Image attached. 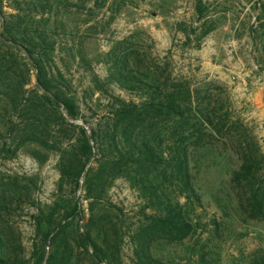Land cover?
Here are the masks:
<instances>
[{
	"label": "trees",
	"instance_id": "1",
	"mask_svg": "<svg viewBox=\"0 0 264 264\" xmlns=\"http://www.w3.org/2000/svg\"><path fill=\"white\" fill-rule=\"evenodd\" d=\"M68 1L0 0V155L35 143L59 152L60 173L56 199L34 206L33 178L0 171V264H123L125 237L132 264H182L155 254L196 230L191 214L200 199L189 172L190 151L207 143L205 135H231L234 126L187 81H174L169 73L164 82L152 77L132 49L110 52L107 62L111 80L139 99L110 97L91 124L50 55L51 35ZM103 4L75 0L73 7L90 5L91 11ZM31 75L34 83L25 88ZM230 137L239 161L231 175L238 205L248 218L264 221V153L245 133ZM65 138L70 143L64 146ZM121 176L147 201L148 211L142 209L136 221L107 197ZM28 204L35 209L29 253L14 219ZM196 263L211 264L202 254Z\"/></svg>",
	"mask_w": 264,
	"mask_h": 264
},
{
	"label": "rangeland",
	"instance_id": "2",
	"mask_svg": "<svg viewBox=\"0 0 264 264\" xmlns=\"http://www.w3.org/2000/svg\"><path fill=\"white\" fill-rule=\"evenodd\" d=\"M66 4L57 18V33L51 35L50 55L91 124L95 111L110 105V97L139 99L111 80L107 62L110 52L132 49L140 65L151 68L152 77L164 82L169 73L174 81H187L204 99L216 102L234 126L231 135H205L207 143L190 151L189 172L200 199L191 214L196 230L179 243L162 245L155 255L182 264H197L200 254L211 264H264V221L248 218L238 205L231 175L239 161L228 140L245 133L264 153V0H104L91 11L90 5L76 10L75 0ZM33 83L31 75L25 88ZM68 143L65 138L64 146ZM34 149L40 151L36 157ZM5 156L0 155V171L33 178L34 206L56 199L58 151L28 143ZM107 197L130 221L142 209L148 211L147 201L127 176L114 181ZM34 211L28 204L14 218L27 253L33 237L29 215ZM131 253L125 237L123 264H132Z\"/></svg>",
	"mask_w": 264,
	"mask_h": 264
}]
</instances>
